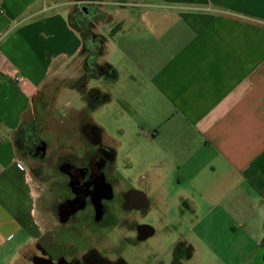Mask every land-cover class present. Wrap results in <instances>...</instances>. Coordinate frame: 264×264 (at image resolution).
<instances>
[{
	"label": "crops",
	"instance_id": "1",
	"mask_svg": "<svg viewBox=\"0 0 264 264\" xmlns=\"http://www.w3.org/2000/svg\"><path fill=\"white\" fill-rule=\"evenodd\" d=\"M84 3L103 13L93 22L105 38L97 61L114 70L94 78L128 90L118 88L120 100L149 128L137 177L154 193L153 210L166 214L165 232L156 218L150 240L165 248L167 233V257L138 254L131 263L264 257V0H0V264L32 263L44 237L49 247L59 149L85 156L94 140L112 149L117 171L120 140L90 117L111 87L88 86L82 39L68 22ZM67 88L78 93L77 109L58 107ZM27 119L57 137L41 159L17 149ZM171 172L180 188L165 185ZM177 211L187 221L175 220Z\"/></svg>",
	"mask_w": 264,
	"mask_h": 264
},
{
	"label": "flooded vegetation",
	"instance_id": "2",
	"mask_svg": "<svg viewBox=\"0 0 264 264\" xmlns=\"http://www.w3.org/2000/svg\"><path fill=\"white\" fill-rule=\"evenodd\" d=\"M63 151L54 158L51 241L40 240L36 264H132L138 254L165 252L150 240L156 218L165 232L166 214L153 210L146 179L110 170L112 149L94 140L85 156Z\"/></svg>",
	"mask_w": 264,
	"mask_h": 264
},
{
	"label": "rangeland",
	"instance_id": "3",
	"mask_svg": "<svg viewBox=\"0 0 264 264\" xmlns=\"http://www.w3.org/2000/svg\"><path fill=\"white\" fill-rule=\"evenodd\" d=\"M109 58V56H108ZM113 63H115L119 68L121 76H123V71L120 67L121 64H117L115 53L110 54L109 58ZM100 59H98V62ZM114 64V65H115ZM119 83V82H118ZM118 83L111 82L105 84L103 79L90 77L88 86L89 87H99L101 89H107L111 87L112 97L110 101L104 103L101 107L97 108L94 111L90 112V117L96 123L103 126L112 138H117L120 140V143L117 150V160L115 162L116 170L121 172H128L129 175L137 176V172L141 171L145 166L146 161L143 160V155L146 154L148 148V142L146 141L145 133L149 131V128L141 125L136 115L131 109V106L125 101H121L117 90H123L122 92L128 94V90H124ZM112 84V85H111ZM111 85V86H110ZM49 90V87L48 89ZM57 104L59 108L64 110L74 108L77 109L81 104L78 93L72 89H64L57 99ZM69 116V115H68ZM38 123V121H37ZM41 129L39 128V134ZM43 140L48 141L50 146L55 150V142L57 137L51 133L46 132L41 134ZM177 173L171 172L168 176L166 184L171 188H180L179 183L177 182ZM189 218L188 214L185 213V216L181 212H176L175 220L187 221ZM175 223V222H174ZM177 224V223H176ZM177 229V228H175ZM262 234L264 235V224L260 227ZM172 232L175 230L172 229ZM177 233H171L172 238L177 237ZM165 235V253L164 256L167 257L168 252V242L169 237ZM163 238L160 240L162 242ZM162 248V247H160ZM163 249V248H162ZM14 264H31V261L28 258H21ZM253 264H264V257L258 255L253 259Z\"/></svg>",
	"mask_w": 264,
	"mask_h": 264
},
{
	"label": "trees",
	"instance_id": "4",
	"mask_svg": "<svg viewBox=\"0 0 264 264\" xmlns=\"http://www.w3.org/2000/svg\"><path fill=\"white\" fill-rule=\"evenodd\" d=\"M103 18V13L97 6L84 3L69 12L68 22L81 36L82 49L85 53V75L97 77L99 75L114 76L110 65L99 64L98 56L102 52L105 38L93 30V22ZM16 145L19 152L41 159L45 155L46 141L39 134L36 120H24L16 135Z\"/></svg>",
	"mask_w": 264,
	"mask_h": 264
},
{
	"label": "built area",
	"instance_id": "5",
	"mask_svg": "<svg viewBox=\"0 0 264 264\" xmlns=\"http://www.w3.org/2000/svg\"><path fill=\"white\" fill-rule=\"evenodd\" d=\"M16 78H17V77H16ZM18 80H19V78H18ZM16 165H17L18 167H22V163H21V162H17Z\"/></svg>",
	"mask_w": 264,
	"mask_h": 264
},
{
	"label": "water",
	"instance_id": "6",
	"mask_svg": "<svg viewBox=\"0 0 264 264\" xmlns=\"http://www.w3.org/2000/svg\"><path fill=\"white\" fill-rule=\"evenodd\" d=\"M33 264H36V260H33ZM48 264H50V263H48Z\"/></svg>",
	"mask_w": 264,
	"mask_h": 264
}]
</instances>
